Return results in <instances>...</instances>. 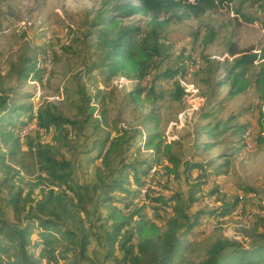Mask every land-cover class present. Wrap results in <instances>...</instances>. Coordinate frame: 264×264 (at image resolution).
I'll list each match as a JSON object with an SVG mask.
<instances>
[{
    "label": "trees",
    "instance_id": "16d2710c",
    "mask_svg": "<svg viewBox=\"0 0 264 264\" xmlns=\"http://www.w3.org/2000/svg\"><path fill=\"white\" fill-rule=\"evenodd\" d=\"M232 1L137 0L134 4L128 0H104L90 23L101 52L99 63L93 64L92 68H105L108 76L143 78L154 60L165 55L170 48L169 45L165 48L161 42L159 27L163 24L162 14L171 16L180 10L187 17H197L217 5H227ZM138 14L149 18L146 29L124 23V19ZM229 53L237 56L218 83L228 85V97L233 98L250 87L247 72L253 63L264 58V49L253 52L231 47ZM185 65L167 68L155 79L165 81L184 70ZM11 68L18 77L26 80L41 79L44 70L34 57L26 55H22L19 63ZM254 85L264 98V62L255 74ZM173 89H176L177 96L184 94L176 82ZM80 93L78 111L72 118L63 115L55 105L38 107L33 113L32 104L19 102L13 95V89L7 87L4 77L0 76V125L4 120H9L10 125V131L0 132V148L12 142L9 155L16 154L18 142L32 133L19 137V131L28 125L33 131L36 128V133L40 129L44 132L54 130L53 140L63 145L74 130L79 136L88 128L97 132L100 127H111L116 132L115 136L111 137L108 132L94 141L98 151L92 159H99L101 165L96 167V181L90 186L74 181L72 162L59 158L55 145L38 146L36 156L42 174L38 182L49 183L42 185L37 197H33L32 192L23 195L21 190L13 191L12 188L5 198L0 195V264H84L93 240L102 241L106 248L103 257L118 264H264V205L253 227L239 229L241 238L217 237L198 260L185 256L190 236L206 232L201 229L203 218L220 221L234 215L240 199L226 201L219 195L217 185L209 187L213 173L207 170V163L183 160L173 151V145L162 139L157 131L160 117L153 108L162 94L155 90L153 84L149 89L136 87L128 93L131 101L139 107L150 106L149 111L143 114L150 124L148 135L136 147L150 152L144 158L131 159L134 135L109 122L106 109H101L96 116L91 97L83 90ZM259 126L263 136L258 140L264 142V120H260ZM205 128V133L212 139L226 130V127L219 130L216 125ZM243 130V125L233 127L234 134ZM204 144L205 148L213 145ZM6 154H0L1 164L6 165ZM153 166L158 169L150 178V186L143 199L141 190ZM195 169L198 172L193 176ZM161 171L166 177L184 178L189 185L187 197L183 191L155 180ZM16 174V171L13 175L8 172L0 185L8 186ZM130 186L133 189H129ZM204 187H207L206 193ZM204 194L209 197L215 195L219 205L190 214L191 205L201 201ZM4 199L11 208V217L5 211ZM100 207H106L104 218L98 214ZM147 209L153 214L149 215ZM103 219L99 225L96 223Z\"/></svg>",
    "mask_w": 264,
    "mask_h": 264
},
{
    "label": "rangeland",
    "instance_id": "374dc122",
    "mask_svg": "<svg viewBox=\"0 0 264 264\" xmlns=\"http://www.w3.org/2000/svg\"><path fill=\"white\" fill-rule=\"evenodd\" d=\"M128 1L137 4V0ZM103 2L0 0V76L4 77L5 85L13 89V95L19 102L34 103L39 108L55 105L70 118L77 114L80 92L85 91L91 97V105L96 108V116L104 108L109 122L134 135L130 148L131 159L144 158L150 153L136 148L140 140L148 135L150 124L145 121L143 114L149 111L150 106L145 104L139 107L131 101L128 93L136 87L149 89L153 84L155 90L162 94V98L153 104L160 117L157 131L162 139L167 143L169 141L173 151L183 160L207 163V170L213 173L209 178V187L217 185L219 195L226 201L240 199L237 211H233L234 215L213 221L208 231L190 236L184 250L185 256L198 260L215 238H241L239 229L253 227L264 205V142L258 140L263 136L260 134L259 122L262 119L260 105L264 98L254 85L255 74L264 58L249 67L247 77L251 85L242 94L229 98V86L218 83L227 66L237 56L230 55L231 47L253 52L264 49V0H233L226 7L217 5L197 17H187L180 10L171 16L169 13L162 14L160 19L163 24L159 27L161 42L165 48L168 45L170 48L165 55L154 60L143 78L108 76L105 68H92L93 64L99 63L101 52L90 23ZM148 21V17L139 14L124 19V23L142 29L148 27ZM22 55L34 57L40 67L51 65L50 76L36 101L31 96L34 85L18 77L11 68L13 64L19 63ZM195 62L196 67L200 68L183 81L193 84L198 90L200 99L197 102L183 98V94L177 96L176 89H173L176 80L173 82L172 77L165 81L155 79L159 72L167 68L175 69L183 63L187 65L184 67H195ZM56 95H59V99L54 97ZM194 106L196 108L193 109ZM7 121L1 122V133L10 131ZM215 125L219 130L224 127L226 130L212 139L205 133V127ZM234 125H243L244 130L234 134ZM247 130L250 132L249 142L243 138ZM35 131L31 130L32 133L26 139L18 142L16 154H8L12 142L0 148V154L7 153L6 165L0 163V182L8 172L10 175L18 172L8 186L0 185L3 198L11 188L13 191L21 190L23 195L29 192H32L33 197L40 195L42 185L49 182H38L41 172L36 149L47 144L57 147L59 158L72 162L75 182L90 186L96 181V167L101 165L99 159H92L98 151L94 141L108 132L111 137L116 135L111 127H100L97 132L88 128L80 136L74 130L63 145L53 140L54 130ZM204 143L213 145L205 148ZM197 172V169L193 170L192 175L195 176ZM155 180L183 191L186 197L188 195L189 185L184 178L177 180L166 177L161 171ZM128 188L133 189L131 186ZM249 188L253 191H248ZM203 191L206 193L207 187ZM118 196L122 197L121 194ZM3 201L5 211L11 217V208L6 205L5 199ZM217 205L219 202L215 195H205L201 201L191 205L189 213L209 210ZM147 212L153 214L150 209ZM106 213V207L99 208L101 217L104 218ZM103 221L96 223L99 225ZM101 232L104 231L101 229ZM104 246L102 241L93 240L84 264H118L113 259L103 257Z\"/></svg>",
    "mask_w": 264,
    "mask_h": 264
},
{
    "label": "built area",
    "instance_id": "2783aa9c",
    "mask_svg": "<svg viewBox=\"0 0 264 264\" xmlns=\"http://www.w3.org/2000/svg\"><path fill=\"white\" fill-rule=\"evenodd\" d=\"M223 7H226V3L223 4ZM196 63L197 62H195V67H185V69L183 71L184 73L180 72V74L173 76L172 81L175 82V80H176V83H178L183 88V91H184L183 98H191L192 100H195L197 102V100L200 99V97L197 95L198 90L196 88H194L193 84L186 83L183 81L185 78H187V76L190 73H193L200 68V67H196ZM50 66L51 65L49 64L48 67H43L44 70H43L41 79H29L28 80L29 83L34 85V91H33L32 99L35 101L40 98V96L42 94V87L50 76V72H51ZM54 97L59 99V95H56ZM194 108H196V106H194L193 109ZM37 110H38V107H36L33 103L32 104L33 113H36ZM260 114H261L262 120H264V101L261 102V105H260ZM31 129H32L31 125H28V126L22 128L18 133L19 137L23 138L24 136L28 135L29 132L31 131ZM260 134L263 135V132L260 131ZM249 137H250V132H249V130H247L243 133V138L246 142H249ZM168 143H170V142L168 141ZM157 169H158V167L153 166L149 171V174L147 177V183L145 184V186L141 190V194H142L143 199H144V194H145L147 188L150 186V178L153 177V175ZM212 223H213L212 219L207 218V217L203 218L202 223H201V229L208 231V229L211 227Z\"/></svg>",
    "mask_w": 264,
    "mask_h": 264
}]
</instances>
